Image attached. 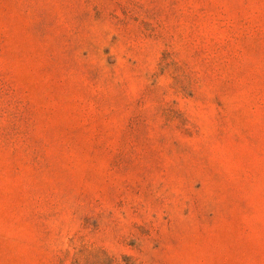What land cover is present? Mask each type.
Listing matches in <instances>:
<instances>
[{
	"label": "rangeland",
	"instance_id": "374dc122",
	"mask_svg": "<svg viewBox=\"0 0 264 264\" xmlns=\"http://www.w3.org/2000/svg\"><path fill=\"white\" fill-rule=\"evenodd\" d=\"M0 264H264V0H0Z\"/></svg>",
	"mask_w": 264,
	"mask_h": 264
}]
</instances>
